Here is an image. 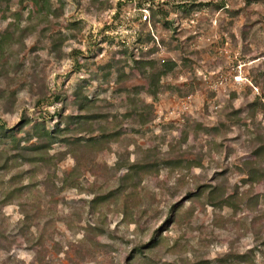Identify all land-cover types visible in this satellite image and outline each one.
<instances>
[{
    "label": "rangeland",
    "instance_id": "1",
    "mask_svg": "<svg viewBox=\"0 0 264 264\" xmlns=\"http://www.w3.org/2000/svg\"><path fill=\"white\" fill-rule=\"evenodd\" d=\"M179 3L196 6L185 15ZM40 5L0 0V32L11 35L0 61L1 122L17 136H26L17 133L24 118L51 126L58 93L90 78L82 91L97 118H76L72 128L88 124L76 134L109 141L73 148L62 135L44 160L25 161L0 138V264H264V0H51L43 13ZM144 6L169 12V27L152 16L151 26L165 45L157 56L176 62L155 99L143 68L129 64L119 82L115 69L106 77L97 66L129 55L131 30L119 19ZM74 22L83 31L70 30ZM116 22L120 37L103 40ZM137 25L147 32L136 18L129 27ZM92 55L96 65L77 71ZM144 104L153 110L146 123ZM148 154L182 162L119 192L127 166Z\"/></svg>",
    "mask_w": 264,
    "mask_h": 264
},
{
    "label": "trees",
    "instance_id": "2",
    "mask_svg": "<svg viewBox=\"0 0 264 264\" xmlns=\"http://www.w3.org/2000/svg\"><path fill=\"white\" fill-rule=\"evenodd\" d=\"M37 1L39 2V0ZM40 1H41V5L39 6L40 13H43L45 10H51L52 8L51 0H40ZM177 6L180 8V10L185 15H188L194 9L196 5L192 4V5L187 6L182 3H179L177 4ZM142 9H146L147 11L150 10L151 14H149L148 12V20H142ZM138 11L140 13L137 16H135V14L131 15L130 13L128 14L129 16H127L126 14H122V15L120 14L121 18L119 20H122V21H119V22L123 23L122 26H124V28H128L131 30V33L127 37L128 39L127 44L129 43L128 45L130 47V52H128L129 55L124 56L125 52H121L122 56L119 60V63L116 66H113L110 63L98 64L97 66L99 67L100 71H102V75L106 77H111L113 74L112 69H115L116 80H118L119 82H122L123 80L128 78V74L125 73L124 71H125V68L129 64L139 69L143 68L145 72V78H147L148 80L147 93L153 99H155L159 93L160 87L162 86L160 84L162 77L166 76L171 70H173L176 67V62L175 60L165 59L164 57L159 58L157 56L158 50H157V47H154L156 43V38L158 39V42L160 41L159 44L164 49H165V45L163 43V40L160 38V36L159 37L157 36L158 32L155 31L153 27L151 26V16L154 19V22L163 21L164 25L169 27L170 21L168 22L166 20L167 16L169 15V12L166 9H163L161 6H157V7L148 6L147 8H145L144 6L142 8H139ZM135 18L138 20V23H142L144 25L146 24L148 26V30L147 32H145V34H142V28L140 29V25L139 27L137 25V28H138L137 32L133 30L131 27H129L130 24L134 22ZM119 22L115 23L114 28L116 32L111 33L110 34L111 36L110 35L103 36V40L109 39L110 41H113L114 39L120 37L121 35L120 29H118L119 27L117 26V23ZM68 28L72 31H83V25H81L80 23H76V22L71 23ZM133 31H135V34L132 33ZM5 33H6L5 31L0 32V61H2L5 58L4 57L5 47L9 46L11 42V35L7 36L8 34H5ZM48 40H49L50 45L52 44L51 46L54 47L56 51V49L59 47V44L56 42V40L52 38V36H49ZM148 43H149L148 48L149 47L151 48L146 50L144 54L142 53L141 55L140 53L136 52L137 51L136 47L138 45L145 46ZM57 53L60 56L61 54L60 50H58ZM155 55L157 59L154 58ZM143 57L151 58L149 60V65H145L143 63L144 61L142 60L144 59ZM75 63H76V70L83 71L85 69L88 70V68H90L92 65H96L97 62L95 61V56L92 55L91 58L84 59V60H81V62H75ZM89 79L90 78L82 79L83 84L80 85L79 87H75L72 90V92L69 94L67 92L58 93V95L56 96V100L61 103V106L59 110L54 111L56 120H54L51 126L47 125V122H45L44 120H38V121L31 122L30 119L24 118V120H22L20 124L21 128L20 130H18L17 133H19V131H21L22 129L23 130L25 129L24 131H25L26 136H17V134H14L13 131L7 129L0 120V138H2V140L10 139L12 145L13 146L15 145L17 149L20 150L19 154L15 155L16 157H19L25 161L44 160L45 155L49 151L50 147H52L54 144H56L59 141L57 137H61L62 135L66 137V141H67L66 143L68 145H71V147L73 148L79 145H85V146L86 145L91 146L93 144L95 145L97 141L99 142L109 141L107 140L109 137V134H106V133L99 134L98 136H89L87 138H83L82 136H80V134L78 135L76 134V133H81L82 130L90 131L91 127L90 125L88 126V124L78 129L72 128V124L76 118H80L82 120H87V121L97 118L96 114L86 112L88 102H90V99L92 100V98H90L89 94L87 93L85 94L82 91V89H83V85H87L89 83ZM135 88L136 87H134V89ZM130 100H131V104H133L134 101L136 102L134 98ZM0 101H3L2 96L0 97ZM39 101L40 99L37 100V102ZM144 105L146 107H141L140 112H138V117L140 118V121L142 123H146L150 121L151 118L153 117V114H152L153 110H150L151 106H149V104H144ZM137 109H135V111ZM28 124H30V126L27 129L24 128ZM200 126H202L201 130L204 131L205 133H211V132L215 134L219 133L218 129L214 126L212 127L203 126L202 124H200ZM21 140H24L26 144H23L21 146L20 144ZM150 155L151 154H148L142 157L137 162H132L127 166L131 170L132 176L125 177L124 179H122V185H120L121 188L119 189V192L122 191L123 186L128 185V183L138 182L142 178V175L144 176L145 174L147 175L154 171H159L157 169L158 165L177 166L182 162L181 156H174V157L163 156L162 158H160L158 162L156 161L155 157L153 158V156H150ZM197 162L199 163V161H195L194 163H197ZM2 171H7L6 162L0 163V173ZM17 177H19V174L15 176L14 180H16ZM131 177L135 178V180L133 179L130 181V179H132ZM11 180L13 179L10 177L8 181H11ZM18 190L20 189L18 188ZM11 194H13V192H11ZM118 194L119 193L115 194L116 195L115 197H117ZM110 195H113V194L110 193ZM10 196H7V197H10ZM3 197H6V196L4 195ZM210 201L214 203V201L216 200L211 198ZM224 202H227V201L224 200ZM28 215L29 213L27 209L24 210V218H25L24 221L28 218ZM149 241L151 242L148 244L146 243V244L148 247L147 249L150 252V250L153 249L152 248L153 245L157 244V242H156L155 237L151 238Z\"/></svg>",
    "mask_w": 264,
    "mask_h": 264
},
{
    "label": "built area",
    "instance_id": "3",
    "mask_svg": "<svg viewBox=\"0 0 264 264\" xmlns=\"http://www.w3.org/2000/svg\"><path fill=\"white\" fill-rule=\"evenodd\" d=\"M142 20H148V11L146 9H142ZM155 46L161 48V45L159 44L157 38H156ZM233 77H234V81H237V82L243 79L241 75H234Z\"/></svg>",
    "mask_w": 264,
    "mask_h": 264
}]
</instances>
